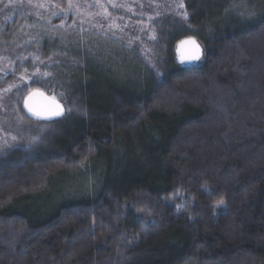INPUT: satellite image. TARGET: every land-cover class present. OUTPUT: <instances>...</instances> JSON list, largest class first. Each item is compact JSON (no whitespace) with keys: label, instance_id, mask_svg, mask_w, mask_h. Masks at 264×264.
I'll return each instance as SVG.
<instances>
[{"label":"trees","instance_id":"1","mask_svg":"<svg viewBox=\"0 0 264 264\" xmlns=\"http://www.w3.org/2000/svg\"><path fill=\"white\" fill-rule=\"evenodd\" d=\"M136 8L140 21L159 13L156 70L92 29L52 28L62 16L47 24L17 12L1 35L6 51L34 53H15L4 80L36 74L17 108L44 129L0 160V264H264V0ZM190 38L203 59L180 66L177 45ZM90 48L135 63L140 77L114 76L113 60ZM35 90L68 99L69 113L29 120L22 104ZM75 177L87 190L64 200Z\"/></svg>","mask_w":264,"mask_h":264},{"label":"rangeland","instance_id":"2","mask_svg":"<svg viewBox=\"0 0 264 264\" xmlns=\"http://www.w3.org/2000/svg\"><path fill=\"white\" fill-rule=\"evenodd\" d=\"M62 2L59 3L57 0H0V42L1 35L7 29L10 34V23L17 12L37 16L47 24L58 21L62 16L60 23L57 26H52V28H64L69 22L70 27L80 25L83 28L92 29L99 33L100 39L107 38L124 45L134 52L143 63L156 70L155 55L156 51L160 49V41L151 24L159 16L156 10L153 11V16H144L140 21L137 20L140 18L137 13L139 9L136 8L138 0H62ZM62 4L64 5L62 6ZM254 5L255 3L251 1L247 7L252 8ZM258 10L256 5L252 11L257 13ZM167 12L169 16L173 17L172 19L183 17L178 9L168 8ZM3 16H5L4 20ZM7 24H9L8 28L5 27ZM148 32L151 33L148 34ZM4 46V42H2L0 44V160L15 150L31 146L44 129L41 124L35 125L26 121L17 108V91L23 85L38 80L35 77L36 74L27 73L25 75L27 80L22 85H17V82H6L4 79L17 69L15 53L18 52H15L16 50L6 51ZM92 50L91 48L88 49L87 53L103 64L108 60H113L110 64L114 66H112L114 76L126 81H137L140 77L137 70L139 67L135 63L129 64L127 61L125 64L122 58L109 57L111 54L105 49ZM121 56L124 57L123 54ZM19 57L21 60L23 58L32 60L34 53L26 50L24 54H19ZM69 66L75 68L78 64L71 61ZM62 102L65 104V108L67 107L66 112L69 113V100L65 98ZM86 185L84 179L78 181V177L63 182L61 187L64 192V200L73 201L74 198L81 197L80 194H84L87 190ZM55 195L56 193L52 194L50 199H54Z\"/></svg>","mask_w":264,"mask_h":264},{"label":"snow or ice","instance_id":"3","mask_svg":"<svg viewBox=\"0 0 264 264\" xmlns=\"http://www.w3.org/2000/svg\"><path fill=\"white\" fill-rule=\"evenodd\" d=\"M185 43L189 42H182L180 49H178L180 52V62L184 63L198 60L200 58L199 47L194 46L192 50L185 51ZM190 43L194 45V42ZM24 106L32 115L43 119H50L52 117L60 116L63 113L62 106L55 100V98L46 97L44 93L39 90L33 91L28 95L25 99Z\"/></svg>","mask_w":264,"mask_h":264},{"label":"water","instance_id":"4","mask_svg":"<svg viewBox=\"0 0 264 264\" xmlns=\"http://www.w3.org/2000/svg\"><path fill=\"white\" fill-rule=\"evenodd\" d=\"M182 42H189V43H185V44H184V50H185V51L192 50V49L194 48V46H198V47H199V50H200V58H199L198 60H195V61L181 63V62H180V58H179V57H180V52L178 51V49H180V47H181V43H182ZM182 42H180V43L177 45V48H176V51H175V54H176V57H177V63H178L180 66H193V65H197V64H199V63L202 61L203 56H204V49H203L202 46L199 44V42H198L197 40L193 39V38L183 40ZM190 42H194V45H193L192 43H190ZM35 91H36V90H35ZM39 91H40V90H39ZM40 92L44 93V95H45L46 97L53 98V97L47 95V94H46L45 92H43V91H40ZM27 97H28V96H27ZM27 97H26V98H27ZM26 98H25V99H26ZM25 99H24L23 104H22V111H23V113L25 114V116H26L29 120L33 121V122L50 124V123H54V122L60 121L61 119H63V118L66 116V108H65V106H64L60 101H58L57 99H55V100H56V101L62 106V108H63V113H62V115H60V116H56V117H52V118H50V119L38 118V117L32 115V114L28 111V109L24 106Z\"/></svg>","mask_w":264,"mask_h":264}]
</instances>
